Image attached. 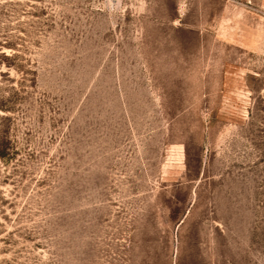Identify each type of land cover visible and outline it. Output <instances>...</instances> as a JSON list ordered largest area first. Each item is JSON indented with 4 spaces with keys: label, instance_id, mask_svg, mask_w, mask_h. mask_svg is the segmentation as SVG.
I'll return each mask as SVG.
<instances>
[{
    "label": "rangeland",
    "instance_id": "374dc122",
    "mask_svg": "<svg viewBox=\"0 0 264 264\" xmlns=\"http://www.w3.org/2000/svg\"><path fill=\"white\" fill-rule=\"evenodd\" d=\"M0 264H264V0H0Z\"/></svg>",
    "mask_w": 264,
    "mask_h": 264
}]
</instances>
